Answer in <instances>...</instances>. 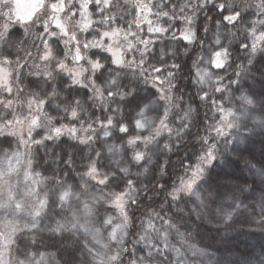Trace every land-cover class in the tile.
Instances as JSON below:
<instances>
[{
	"label": "clouds",
	"instance_id": "1",
	"mask_svg": "<svg viewBox=\"0 0 264 264\" xmlns=\"http://www.w3.org/2000/svg\"><path fill=\"white\" fill-rule=\"evenodd\" d=\"M50 2L44 0L34 22H13L0 32V66L7 69L14 101L11 109L0 104V122L22 117L13 125L15 135L8 140L0 135V243L14 241L0 264H26L36 246L52 254L49 264H264V244H238L250 235L245 225L264 235V0H149L182 20L189 37L180 44L175 31L162 34L159 47L137 27L142 0H116L119 26L136 34L113 44L124 50L123 65L94 43L98 37L85 33L80 40L89 42L83 51L88 63L74 61L69 42L57 34L61 55L36 30L40 25L50 30ZM111 14L97 17L101 33L117 26L103 22ZM16 25L22 32L10 35ZM69 27L79 34L74 19ZM218 51L224 53L220 68ZM93 60L101 67H93ZM158 64L165 68L159 76L153 71ZM9 84H0V100ZM112 105L114 113L107 116L127 121L124 136L116 125L101 128L99 117L92 118L93 110ZM221 108L232 111L231 126L222 124ZM57 121L81 129L88 142L67 136L31 143ZM93 123L98 126L89 133ZM217 126L225 129L219 135ZM137 135L142 140L130 144ZM205 137L215 145V161L204 164L190 191L179 190L191 177L189 165L208 147ZM17 152L31 161V169L20 163L10 170ZM93 166L97 171L89 175ZM28 171L44 180L38 195L26 191ZM69 188L72 195L61 200ZM117 195L123 211L113 203ZM39 199L47 206L37 220Z\"/></svg>",
	"mask_w": 264,
	"mask_h": 264
},
{
	"label": "snow or ice",
	"instance_id": "2",
	"mask_svg": "<svg viewBox=\"0 0 264 264\" xmlns=\"http://www.w3.org/2000/svg\"><path fill=\"white\" fill-rule=\"evenodd\" d=\"M44 3V0H0V21H4V23L0 24V32L8 31L13 22H34L36 17L39 15L40 6ZM143 7H141L139 11V16L137 18V27L144 31L142 25H147V31L149 33H158L164 34L168 31V28L164 26L161 21L153 20L151 17H157L158 15H162L164 18H167V23L171 24L176 21V17L167 11H160L156 9L155 4H150L149 0H142ZM90 5H95L97 11L104 16L105 12H111L113 14L108 15L105 19V23L111 24L113 21H117V26L112 28L111 30H105L102 33L96 29L97 21L93 18V12L90 11ZM50 8L52 13V25H55V30L51 27L49 31L45 32V28L47 25H43V32L46 34L48 40L52 41V44L58 45L61 43V40L57 38V34L62 37L64 40L69 42L70 49L73 52V60L76 62L84 61V63H88L89 61L85 60L83 51L88 48L89 42L87 39L83 43L80 40V34L91 32L92 36H96L99 39L95 40L94 43L99 47H104L106 52L109 54V58L113 60L116 65H123L125 60L124 50L120 47H114L113 44H118L120 37H123L125 40L129 39V35L135 37V33L129 34L125 29H122L118 24V18L116 17L115 9H116V0H51L50 4L47 5ZM169 8L168 4L163 5V9ZM171 8L175 11L176 5L172 4ZM67 10V14L62 17L61 14H64ZM69 17V23H65V17ZM73 17H78V19H74L78 24L79 34L73 33L70 30L69 24ZM234 16L226 17L228 20L234 19ZM180 36L183 39L187 40L189 37L186 34V30H180ZM173 38H176L174 36ZM43 39V37H42ZM107 41V42H106ZM47 43V41H44ZM141 42L147 45L150 41H143L141 38ZM129 50H131L134 45L129 41L128 44ZM61 55L64 52V49L60 51ZM95 55V53H93ZM215 63L218 68L222 67L223 61L221 57L224 55L223 52H215ZM10 63V61H6ZM93 67L99 68L101 67L99 61H91ZM61 67H64L62 64ZM153 71L160 72L159 68H154ZM157 82L159 83V77H157ZM82 83V82H81ZM0 84H9L8 80V72L7 69L0 66ZM220 90V89H217ZM13 95V90L11 85L9 84L8 91L5 92L6 99L0 100V104H7V107L11 109L14 101L11 99ZM115 96V93H113ZM103 99V96H101ZM204 99H211L208 96H205ZM248 104L252 103V100H249L247 97H243ZM215 101H213L214 103ZM33 103H37L33 101ZM39 105L37 104V108ZM222 113V124H227L231 126V118L233 113L230 109H220ZM11 115V113H9ZM73 120L78 118V112L73 110L71 112ZM142 115V114H141ZM22 121L21 116H16L14 119L7 120L6 122H0V135H3L5 140L10 139L12 135H15V129L13 127L14 124H19ZM33 125L37 123L36 119L31 121ZM114 125H118L120 131L123 133L128 132V126L123 124L121 121H116L114 124V120L106 116L103 122H100L101 128H111ZM139 127H143L141 122H137ZM94 128L92 125H89L88 132L90 133ZM225 129L222 126H217L216 132L219 135ZM81 129L63 124L61 125L59 121L56 122V126L51 128L49 134L44 136L41 140L32 139L31 143L39 146L41 144L46 143L48 140H53L55 138H60L63 136H71L73 139H81L83 143H87L89 137L86 135L84 137H80ZM107 134V133H106ZM142 140V137L132 136L129 139L130 144L139 143ZM25 145L27 146L28 141L25 140ZM208 142V147L204 151L202 155L199 156L198 162L193 167L191 164L189 167L192 168L191 177L187 180H182L180 183V189L182 191H190L195 185L196 181L201 178V176L205 172L204 164H212L215 161V145L210 142L208 137H205V141ZM142 154L138 153L137 158H140ZM20 163H24L27 165L29 169H31V161L26 160L23 153H14L13 159L9 161V168L11 171H15L16 167L19 166ZM97 171L95 166H93L89 172V175L94 174ZM26 177L31 181V184L27 186L26 191L30 194L38 195L42 189L40 185L44 183L42 177L34 178L32 176L31 171L26 172ZM104 183V180L100 181ZM14 194L9 189V196L12 197ZM72 195L71 189H65L60 194L61 200H66ZM175 195V193L173 194ZM114 205L123 211V197L121 195H117L113 200ZM47 206L46 199L38 200V207L34 209V214L39 220L41 214ZM35 223V222H34ZM60 228V225H57V229ZM14 241L12 239H6L2 243H0V259H2L3 254L7 249V245L12 244ZM47 246H45L46 248ZM30 260L26 262V264H49L50 260L53 259L52 254L47 251H42L39 246H36L29 253Z\"/></svg>",
	"mask_w": 264,
	"mask_h": 264
},
{
	"label": "trees",
	"instance_id": "3",
	"mask_svg": "<svg viewBox=\"0 0 264 264\" xmlns=\"http://www.w3.org/2000/svg\"><path fill=\"white\" fill-rule=\"evenodd\" d=\"M90 11L93 12V18L94 19H97V17L101 15L97 11L95 5H90ZM66 14H67V10L65 11L64 14H61V15L63 17ZM151 18L153 20H155V17H151ZM73 19H78V17H73ZM166 21H167V18H164L163 21H162V23L164 24L165 27H167V25H168V23ZM182 26H183V21L182 20H176L175 23L173 24L172 28H169L168 31L166 33H164L163 35L168 36V35H171V33L173 31H175L176 34H177V37H178V42L180 44H186V41H184L183 37L180 36V30H181ZM51 27L55 30V25L54 24ZM125 27H127V26L125 25ZM142 27L144 29V31L142 33V38L152 39L153 42H154V47H159L161 41L159 39H157V37H160L161 34H158V33H149L147 31V25L146 24H143ZM36 30H37L38 33L46 36V34L43 32V25L38 26ZM20 32H22V29H20L19 25H16L15 27H13L11 29L10 35L12 33H20ZM84 35H85L86 38H89V39L92 37L91 32L85 33ZM50 43H52V41H50ZM165 43H167V41H165ZM55 46L58 49H60V51L63 50L62 43H59L58 45H55ZM97 51L98 50H96V49H93L92 50L93 53H95ZM105 55H107V54H105ZM150 62H151V59H150ZM68 63L71 64L72 61L69 60ZM81 63H84V61H81ZM156 67L160 69V72H156V75L157 76H159L161 73H163L165 71V68H164V66L162 64H158V65H156ZM77 87H81V86H77ZM83 91L87 94L89 90L87 88H83ZM114 109H115V105L109 106L107 109H104V108L95 109V110H93V117L92 118H93V120H95L96 117L98 116L99 117L98 123L100 125V122H103L105 120V117L107 116V113H114ZM120 119H121L120 117H116L114 119V124H115L116 121H119ZM73 123L75 124V121H73ZM123 124H126L127 125V121L125 120L123 122ZM97 126H98L97 123H93L92 124V127L93 128H96ZM117 127H119V126L117 125ZM129 131H131V129ZM117 134L118 135H121V136L126 135L125 133H117ZM61 139H62V141H67L68 140V137L67 136H63ZM46 143H51V142L46 141ZM65 172L67 173V167L65 168ZM244 231L246 233H250L249 236H251V238H254L255 237L258 241L264 240V235H262L256 229V227L254 225H245L244 226ZM238 244H239V242H238Z\"/></svg>",
	"mask_w": 264,
	"mask_h": 264
},
{
	"label": "rangeland",
	"instance_id": "4",
	"mask_svg": "<svg viewBox=\"0 0 264 264\" xmlns=\"http://www.w3.org/2000/svg\"><path fill=\"white\" fill-rule=\"evenodd\" d=\"M255 226V225H254ZM239 245L250 247V246H260L264 244V240L258 241L255 237L251 238V236L246 235L238 240Z\"/></svg>",
	"mask_w": 264,
	"mask_h": 264
}]
</instances>
